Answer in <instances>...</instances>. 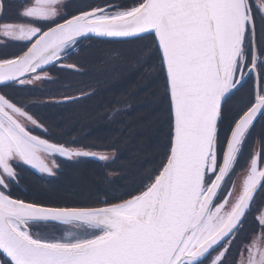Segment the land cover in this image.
I'll use <instances>...</instances> for the list:
<instances>
[{
  "label": "snow or ice",
  "instance_id": "1",
  "mask_svg": "<svg viewBox=\"0 0 264 264\" xmlns=\"http://www.w3.org/2000/svg\"><path fill=\"white\" fill-rule=\"evenodd\" d=\"M0 0V14L3 12ZM30 0L0 37L20 44L0 59V264H264L259 232L245 223L264 189V148L236 171L257 118H264V0H128L88 5ZM92 37L151 38L170 104V146L158 169L127 199L99 207L51 206L15 194L27 166L53 174L55 157L100 153L46 138L48 129L2 89L49 78L70 50ZM247 102L222 128L228 102L249 85ZM39 130V134H35ZM73 226L62 237L36 230Z\"/></svg>",
  "mask_w": 264,
  "mask_h": 264
},
{
  "label": "trees",
  "instance_id": "2",
  "mask_svg": "<svg viewBox=\"0 0 264 264\" xmlns=\"http://www.w3.org/2000/svg\"><path fill=\"white\" fill-rule=\"evenodd\" d=\"M2 1L5 17L15 20L22 3ZM19 50V43L1 45L0 59L14 57ZM68 62L76 67H52L38 86L2 90L27 106L48 129L46 138L107 159L58 160L53 176L24 169L15 194L60 207H99L103 201L127 199L126 193L158 169L170 146V104L151 38L82 40ZM78 95L82 97L60 101ZM36 230L56 237L66 234L59 225Z\"/></svg>",
  "mask_w": 264,
  "mask_h": 264
},
{
  "label": "flooded vegetation",
  "instance_id": "3",
  "mask_svg": "<svg viewBox=\"0 0 264 264\" xmlns=\"http://www.w3.org/2000/svg\"><path fill=\"white\" fill-rule=\"evenodd\" d=\"M29 2H30V0H28V2L26 4H28ZM125 2H128V0H66V3L68 5L67 11L69 13H74L77 9H80V8H86L88 5H95V4L103 5L104 3L119 4V3H125ZM26 4L20 5L19 11H22L23 7ZM4 10L5 9H3V13H4ZM3 16L0 18V22H14L15 21V20L8 21L7 19H4ZM262 27H264V25H262L261 21L259 19H257L256 20V30H257L258 39L262 34L261 33ZM8 43H16V42H12V41L7 40L3 37H0V46L1 45L7 46ZM68 64H70V63H68ZM57 68L69 69L66 67H62L61 65L57 66ZM69 70H71V69H69ZM250 85H251V82H249V85H246L239 92L240 97H239L238 104L235 106L236 108L237 107L241 108L247 102L248 97H249ZM222 128H223V125H222ZM35 134H39V131L36 132ZM262 148H264V118H259L258 121L254 124V127L251 131V135L248 139V142H247L245 150H244V155L241 157L239 164L236 166V171L234 172V174L231 178L230 187H231V183L234 182V185H235V187L233 189L234 191H235L236 186H237L236 181L243 180V178L247 174L246 167H247V163L250 160L251 156L253 154H255L257 151H260ZM59 159L69 161L67 158L59 157ZM259 166L264 167V160H262V162ZM29 168L30 167L26 166L24 169H29ZM21 172H20V174H21ZM260 211H264V189H261L260 191H258L256 196H255L254 203L252 205L250 213L247 216V220L245 223L246 232H251L253 229H255L257 232H259V226L257 224V219H258V215H259Z\"/></svg>",
  "mask_w": 264,
  "mask_h": 264
},
{
  "label": "rangeland",
  "instance_id": "4",
  "mask_svg": "<svg viewBox=\"0 0 264 264\" xmlns=\"http://www.w3.org/2000/svg\"><path fill=\"white\" fill-rule=\"evenodd\" d=\"M39 83H40V82H37V83H35V84H33V85L36 86V85H38ZM239 97H240V94L237 93L236 96L233 97V98L228 102V104H227V106H226V111H225V120H224L223 128H227V127H228L229 122H231V117H232V115H234L235 112L239 109V107H237V108L235 107V106L238 104V102H239ZM58 158H59V156L55 157L56 161H58ZM73 159H75V157L72 158V160H73ZM54 171H55V169L53 170V173H54ZM39 174H42V175H49V174H47V173H39ZM51 175H53V174H51ZM237 183H238V181H236V185H237V187H236L235 192L238 193L239 190H240V186H241V184H242V180L239 181L240 184H237ZM65 231H67V232L71 231V232H76V233H82V232H83V230L76 229V228H74L73 226H67V227L65 228Z\"/></svg>",
  "mask_w": 264,
  "mask_h": 264
},
{
  "label": "water",
  "instance_id": "5",
  "mask_svg": "<svg viewBox=\"0 0 264 264\" xmlns=\"http://www.w3.org/2000/svg\"><path fill=\"white\" fill-rule=\"evenodd\" d=\"M1 15V14H0ZM89 39H95V40H101V41H108V42H125V41H131V40H136L138 38H129V39H101V38H96V37H92V38H89ZM72 99H64L63 102H67V101H70ZM259 118V117H258ZM257 118V119H258Z\"/></svg>",
  "mask_w": 264,
  "mask_h": 264
}]
</instances>
